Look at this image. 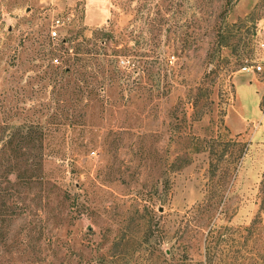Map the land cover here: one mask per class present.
<instances>
[{
  "label": "rangeland",
  "instance_id": "rangeland-1",
  "mask_svg": "<svg viewBox=\"0 0 264 264\" xmlns=\"http://www.w3.org/2000/svg\"><path fill=\"white\" fill-rule=\"evenodd\" d=\"M262 37L264 0H0V264H264Z\"/></svg>",
  "mask_w": 264,
  "mask_h": 264
},
{
  "label": "crops",
  "instance_id": "crops-1",
  "mask_svg": "<svg viewBox=\"0 0 264 264\" xmlns=\"http://www.w3.org/2000/svg\"><path fill=\"white\" fill-rule=\"evenodd\" d=\"M235 87L237 107L230 114L231 128L237 132H246L248 124H252L256 130L261 122L262 132L258 137L264 138V79L259 74L240 71L235 77Z\"/></svg>",
  "mask_w": 264,
  "mask_h": 264
},
{
  "label": "trees",
  "instance_id": "trees-1",
  "mask_svg": "<svg viewBox=\"0 0 264 264\" xmlns=\"http://www.w3.org/2000/svg\"><path fill=\"white\" fill-rule=\"evenodd\" d=\"M105 42H106V40H102V39L100 40V43H105ZM97 48L98 47H96L95 49H93V48H87L85 51H81V49L78 48L75 51V53H77V54L83 52L84 54H90L91 57H92L90 59V61L87 60L86 57H83V58L81 57L80 58L81 61H86L85 64L81 65V68H79V70H77V74L79 76H81V79H79V80H80V82H82L83 85L79 84L77 81L75 82L76 85H77V87H75V88H78L79 92H81V93H84V87L85 86L86 87H89V85L91 83L88 80L89 77L94 78V80L96 82H99L96 79L97 77L95 76V74H96L95 71H96V69L98 70L99 68L100 69L102 68L101 67V63L99 61L100 60L99 57L103 56V54L106 55V52H100L99 49H97ZM92 67H93V70H91ZM81 69H82V71H81ZM112 72H113V70H112ZM74 73H76V71L71 70L70 68H66V69H64L62 71H60L58 69H53L52 70L51 79L53 81L57 82V81H59V77H58L59 75H62V74L70 75L71 74V77H73L74 76ZM109 76H110V73H109ZM73 90H74V87H73ZM73 90L70 87H68V86L65 85V86L59 87L58 90H57V92H58L59 95H61V94H70V93L73 92ZM87 91H88V95L89 96L90 95H93L95 93V90L93 88H91V89H89ZM0 127H3V126L0 124ZM34 128H36V130H38V129H41L42 127H40V123L38 122V124H36L34 126ZM17 132L18 131L11 132L4 139L3 138L2 139L0 138V140L4 141L5 143H8V142H11L12 143L13 141L15 142L16 137H17ZM0 133H1V131H0ZM3 148H4V146H3ZM2 150L3 149L1 148L0 149V154H1V151ZM17 177L20 179V176L19 175H17ZM209 245L207 244V246H206V255H205L206 256V264L210 263V261H209L210 259L211 260L213 259L212 256H210V253L212 252V248H214V247H210Z\"/></svg>",
  "mask_w": 264,
  "mask_h": 264
},
{
  "label": "built area",
  "instance_id": "built-area-1",
  "mask_svg": "<svg viewBox=\"0 0 264 264\" xmlns=\"http://www.w3.org/2000/svg\"><path fill=\"white\" fill-rule=\"evenodd\" d=\"M61 25V20L57 19L55 23V27H59ZM51 37L55 38L58 35V31L56 28H53L50 31ZM257 49L260 51L261 57L259 59H252L250 63L245 64L241 71L243 72H251L254 74L263 73L264 72V37L257 40ZM56 63L59 62V59L54 60Z\"/></svg>",
  "mask_w": 264,
  "mask_h": 264
}]
</instances>
